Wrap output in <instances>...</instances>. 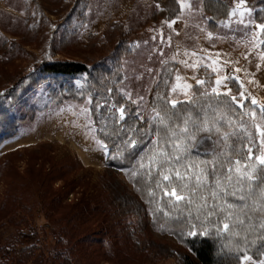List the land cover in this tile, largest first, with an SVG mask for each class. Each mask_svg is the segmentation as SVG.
<instances>
[{
    "label": "rangeland",
    "instance_id": "374dc122",
    "mask_svg": "<svg viewBox=\"0 0 264 264\" xmlns=\"http://www.w3.org/2000/svg\"><path fill=\"white\" fill-rule=\"evenodd\" d=\"M203 1L185 0L192 7L181 10L175 0H0V98L40 60L110 63L125 39L128 50L138 45L142 63L140 80L122 83L120 93L129 101L139 93L152 107L160 77L170 84L169 98L177 104L188 101L180 91L183 85L193 86L185 89L189 94L199 88L198 79L210 86L214 68L240 77L244 102L251 94L264 103V60L259 57L264 30L256 29L253 37L239 23L243 13L245 21L254 22L251 27L258 24L255 9L245 0L212 33ZM131 58L128 52L124 61ZM233 67L241 71L233 73ZM126 71L123 64V76ZM232 84L230 94L239 99ZM172 87L177 90L170 91ZM16 101L11 115L29 119L15 138L0 145V264H23L18 254L31 246L45 256L46 264H184L172 250L182 257L189 251L178 244L167 223L157 222L153 228L137 217L119 222L112 216L103 189L107 170L127 194L140 197L129 170L112 166V154L97 150L89 138L92 133L83 127L81 109L92 105L68 102L57 107L44 88L31 90L29 85L17 92ZM242 120L253 148H259L255 128L245 116L226 133H242ZM212 147L213 140L203 136L193 150L204 155ZM148 215L151 224L153 215Z\"/></svg>",
    "mask_w": 264,
    "mask_h": 264
},
{
    "label": "snow or ice",
    "instance_id": "6c2138e0",
    "mask_svg": "<svg viewBox=\"0 0 264 264\" xmlns=\"http://www.w3.org/2000/svg\"><path fill=\"white\" fill-rule=\"evenodd\" d=\"M175 2L179 4L181 10L192 7L191 4H185V0ZM243 3L245 0H239L237 8L229 15H234L239 10V5ZM243 16L241 13L239 23L244 26L245 31L251 30L253 37L256 29L264 30V22L251 27L254 22L251 19L245 21ZM171 23H174V20L169 22V27ZM259 42L264 45V41ZM137 46L134 43L128 50L132 58L123 62L127 65V71L119 78L121 82L127 80L131 83L140 80L137 70L138 67H142V63L139 60L141 53L136 51ZM259 57L264 60V51L259 53ZM121 67L123 68V65ZM212 71L215 73V81L210 86H205L208 82L204 79L196 80V85L199 86L198 97L195 93L189 94L185 91L192 89L191 84L185 83L180 89L190 105L200 104V111L204 113L203 118L199 112L193 115L195 109L182 110L177 107L176 99L161 96L159 93L157 99L151 102L153 106L149 107L150 102L137 93L136 100L131 102L136 104V119L143 121L147 125L146 128H124L127 112L122 104L117 108L107 101H96L93 105L91 97L88 103L92 108L85 107L80 112L86 120L83 127L92 133L89 138L94 141L96 149L109 154L113 153V148L102 140H97L96 136L105 134L108 123L123 130L124 135L120 137V144L116 147L119 156L112 154V159L132 155L134 163L130 161L132 167L128 174L137 177L138 182L154 181L155 187L161 190L163 197L168 198L165 206L171 205L172 208L180 210L182 216L187 211L185 219L189 230L182 235L219 239L224 233H228L229 237H237L243 232L240 243L231 245L233 251L243 252L237 256L239 264H264V259L254 260L247 252L249 245H255L259 241L257 252L264 256V127H262L264 103H258L255 97L248 94L247 98L253 107L246 110L245 89L240 77L224 75L214 68ZM232 71L238 73L241 69L233 67ZM176 79L179 80L180 77L177 76ZM229 83L239 84V99L236 95L230 94ZM176 90V87L170 89L172 92ZM107 91L111 93L112 89ZM125 95L131 99L129 94ZM237 105L242 115L247 117L250 125L255 128V143L259 146V154L253 153L255 146L253 137L242 120L239 127L244 135L237 138L247 141L244 144L247 152L246 161L242 163L241 159L232 158L230 155L232 145L229 143L227 133L224 134L221 143L205 150L208 153L205 159H193L191 147L197 142L198 134L211 133L213 130L219 134L221 131L219 120L224 119ZM209 110L215 115L209 117ZM95 111H99V115L93 119L92 114ZM228 122L231 124L230 119ZM137 133H142L139 139ZM232 135L237 133L234 132ZM144 136L148 137L150 145L148 151L143 154L135 153L137 144ZM148 191L152 193L153 202L159 203L155 201L156 193L151 188ZM241 243L244 249L240 248Z\"/></svg>",
    "mask_w": 264,
    "mask_h": 264
},
{
    "label": "trees",
    "instance_id": "16d2710c",
    "mask_svg": "<svg viewBox=\"0 0 264 264\" xmlns=\"http://www.w3.org/2000/svg\"><path fill=\"white\" fill-rule=\"evenodd\" d=\"M235 0H204L203 1V15L208 20L207 28L209 32L216 33L219 30V25L229 19L231 10L233 8ZM249 1L255 9L254 19L256 22H264V0L255 3V0ZM118 27V26H115ZM113 27V28H115ZM120 33L122 32L119 28ZM264 39V34H263ZM120 45L115 48L114 53L110 56L111 62L101 61L99 63H77L67 61H49L40 60L37 62L33 71L20 78L17 83L10 87L2 98H0V145L3 142L9 141L15 138L18 134L19 128L29 119L27 116L16 117L11 115L17 105L16 97L17 92L29 85L30 89L44 88L50 103L54 106H62L68 102L77 104L88 103L89 97L93 99V105L96 101H107L110 105L120 107L122 104L126 109V116L123 127L124 128H146L147 125L143 121L136 119L135 108L136 105L127 100L120 93L122 83L120 77H123V65L124 58L128 54L127 45L125 39H123ZM159 78V81L155 87L153 101L157 99V94L161 96L169 97L170 84ZM77 83H80L78 86ZM235 86V87H234ZM233 92L239 93V86L236 83L231 85ZM112 89L109 93L107 90ZM198 88L193 89V93L199 96ZM246 110L252 108L250 100L246 99L244 102ZM178 108L192 111L193 115L196 112L200 113L203 118L204 113L200 111V104H189V101H184L177 104ZM92 108V106H91ZM93 119L99 115V111H95ZM215 114L209 110V117ZM243 118L241 109L237 105L232 112L227 113L224 119L219 120V126L221 131L219 134L213 130L211 133H200L198 139L203 136L210 137L214 142V147L222 142L223 134L231 131L235 125ZM231 120L229 124L228 120ZM124 135L123 130L111 123L107 124L105 134L98 135L99 139L105 144L113 148V153L119 156L116 151V147L120 144V137ZM142 133H137V139ZM243 133L238 135L229 136V143L232 145L230 155L233 159H241L242 163L247 159V152L244 149V144L247 141L243 138ZM194 142V146H195ZM148 137L144 136L137 144L134 152L143 154L148 151ZM191 147L192 158L195 160H202L207 157L208 154H197ZM251 146V145H250ZM254 154H259V148H253ZM132 161L134 163L132 155L127 158L112 159L110 164L116 166L119 169L130 170L132 167ZM155 174V170H154ZM106 179H104V191L107 193L110 206L113 209L114 214L112 216L119 222L125 221L126 217H137L144 225H150L156 227L157 222H165L173 228L172 235L177 239L179 245L186 248L189 253L185 256H181L177 250H172L173 254L179 255L184 264H239L237 259L238 255L243 252L233 251L231 245L240 243L244 233L241 232V236L229 237L228 233H224L222 237L216 239L215 237L208 238L203 236L188 237L182 235L186 233L188 224L186 222L187 211L181 215L180 210L172 208L171 205H166L167 199L163 197L160 189L155 187L154 181L140 180L138 182L137 177L132 176V182L134 185V191L138 194V197L129 195L125 190L118 185L113 175L107 170ZM151 188L155 193V201L153 202L152 193L148 191ZM148 211L152 213V223L148 224ZM167 213V215H165ZM195 215V213H193ZM195 223V221H193ZM153 227V228H154ZM85 238V237H84ZM253 238L254 237H250ZM82 240V239H81ZM259 241L255 245H249L247 252L249 255L260 259L261 256L257 252ZM240 248L244 249V245L241 243ZM36 247L31 246L21 250L18 254V258L23 264H46L47 260L41 252L36 251Z\"/></svg>",
    "mask_w": 264,
    "mask_h": 264
}]
</instances>
